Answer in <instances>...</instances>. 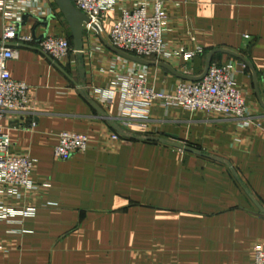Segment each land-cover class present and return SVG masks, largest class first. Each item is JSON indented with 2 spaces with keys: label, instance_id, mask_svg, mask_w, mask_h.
I'll use <instances>...</instances> for the list:
<instances>
[{
  "label": "crops",
  "instance_id": "0c3cea01",
  "mask_svg": "<svg viewBox=\"0 0 264 264\" xmlns=\"http://www.w3.org/2000/svg\"><path fill=\"white\" fill-rule=\"evenodd\" d=\"M136 1L110 10L103 33L84 27L78 51L55 0H0V52L7 24L34 38L11 42L7 66L29 103L2 126L10 152L35 160V188L8 202L35 213L0 222V264H252L264 246V0H166L167 45L201 48L166 62L173 71L111 45ZM46 34L71 43L60 63L37 45ZM211 52V65L233 66L248 120L145 104L117 84L138 74L172 92L181 75L205 72ZM64 131L86 134L88 149L58 159Z\"/></svg>",
  "mask_w": 264,
  "mask_h": 264
},
{
  "label": "built area",
  "instance_id": "2783aa9c",
  "mask_svg": "<svg viewBox=\"0 0 264 264\" xmlns=\"http://www.w3.org/2000/svg\"><path fill=\"white\" fill-rule=\"evenodd\" d=\"M37 0H32L34 3ZM77 9L89 18L84 23L87 31L103 33L108 12L115 9L121 0H71ZM166 0H137L134 7H124L115 20L110 33L111 45L125 53L139 58H153L158 62H170L179 55L186 60L192 59L201 48L179 52L170 48L165 40V24L168 14ZM31 43L34 38L19 33L15 23L5 26L3 44L0 52V222L15 217L32 216L34 207H15L8 202L24 198V192L34 189L31 175L35 169V160L28 154H12L11 139L3 130L5 114L13 110H22L29 103V87L15 80L7 62L17 56V50L11 42ZM39 49L60 63L71 53V43L59 35L46 34L38 41ZM125 97L141 100L145 104L159 103L167 109H184L193 113H205L208 116L226 118H250V110L243 90L239 87L232 65L212 64L207 75L199 81L183 80L174 91H157L148 85L143 75L131 74L123 82H117ZM250 122V121H248ZM118 134L112 136L117 139ZM89 147L86 134L64 131L59 135L55 147V156L61 160L70 159L77 153L85 152ZM252 264H264V246L257 244L253 248Z\"/></svg>",
  "mask_w": 264,
  "mask_h": 264
},
{
  "label": "water",
  "instance_id": "95a60500",
  "mask_svg": "<svg viewBox=\"0 0 264 264\" xmlns=\"http://www.w3.org/2000/svg\"><path fill=\"white\" fill-rule=\"evenodd\" d=\"M55 1L71 25L73 35H74V41H75L76 49L78 51L82 50V48H83V35H84V23L89 22V18L87 17L86 14H84L82 11L77 9L71 0H55ZM116 51L118 53L125 55L129 58H132L136 61L145 62L142 58H139V57L133 56L131 54L125 53L121 50L116 49ZM214 53L215 52H211V54L209 55L206 70L201 76H199V77H190V76H185V75H181V76L187 80H190V81L202 80L208 73V70L211 66V61H212V57H213ZM160 66H163V67L168 68V69L173 71V68L169 64H167L166 62H161ZM261 209L264 212V209L262 207H261Z\"/></svg>",
  "mask_w": 264,
  "mask_h": 264
}]
</instances>
